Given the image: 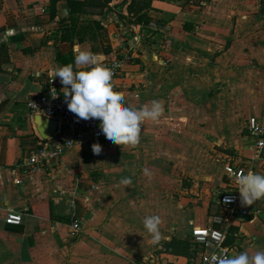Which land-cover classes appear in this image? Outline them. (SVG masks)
<instances>
[{
    "label": "crops",
    "instance_id": "crops-1",
    "mask_svg": "<svg viewBox=\"0 0 264 264\" xmlns=\"http://www.w3.org/2000/svg\"><path fill=\"white\" fill-rule=\"evenodd\" d=\"M130 1L83 11L69 0H0V264H187L189 255L166 245L188 239L193 226L216 224L198 193L167 197V181L153 180L156 168L164 173L159 166L167 163L184 173L183 159L199 158L201 142L211 157L209 145L222 147L225 179L229 162L249 168L247 121L264 120L262 0H154L143 23L129 14ZM74 46L102 63L122 59L113 90L133 108L159 101L162 115L143 122L134 145L104 139L97 155L79 144L58 163L20 171L16 181L10 168L50 127L38 123L27 100L48 87L51 69L74 62ZM145 167L148 179L135 178ZM253 171L264 174L261 165ZM124 177L129 185L120 183ZM217 182L223 190L238 185ZM142 189L156 193L140 198L134 191ZM239 204L261 212L231 225L230 256L264 250V198ZM9 212L21 213L19 225L6 223ZM148 215L160 218L156 242L143 227Z\"/></svg>",
    "mask_w": 264,
    "mask_h": 264
},
{
    "label": "built area",
    "instance_id": "built-area-1",
    "mask_svg": "<svg viewBox=\"0 0 264 264\" xmlns=\"http://www.w3.org/2000/svg\"><path fill=\"white\" fill-rule=\"evenodd\" d=\"M123 60L114 56L104 61L113 72L111 84L122 69ZM48 87L41 93L31 96L27 100V106L32 114L41 115L57 122L56 130L48 137H39L36 143L29 149L28 156L10 168V172L18 181L20 171L27 172L36 168L44 167L49 162H60L65 152L76 145L92 146L105 139L100 127L99 120L78 118L68 110L63 91L59 89L56 78L49 77ZM247 131L253 136L254 142L250 147L251 154L248 157V170L242 165L227 163L224 166L225 175L235 184L239 174L253 171V167L261 165L264 169V120L257 116L249 117ZM219 203L222 213L213 217L212 226H193L189 239L196 245L197 251L189 258L187 264H217L213 255L228 257L231 253V245L228 244L227 236L231 225L239 218H244L252 212L260 213L261 209L254 211L241 207L238 190H219ZM227 198V199H226ZM22 215L18 212H9L6 223L19 225ZM74 232H78L79 224H73Z\"/></svg>",
    "mask_w": 264,
    "mask_h": 264
},
{
    "label": "clouds",
    "instance_id": "clouds-1",
    "mask_svg": "<svg viewBox=\"0 0 264 264\" xmlns=\"http://www.w3.org/2000/svg\"><path fill=\"white\" fill-rule=\"evenodd\" d=\"M73 51L72 64L54 67L50 73L53 78L59 77L64 85L63 96L68 110L78 118L98 119L107 143L120 146L136 144L143 122L158 121L163 112V105L157 100H152L150 106L144 104L133 108L121 93L113 90V72L101 62L99 54L76 46ZM91 147L95 154H100L101 146L98 143ZM236 181L242 204L252 205L256 200L264 198V174L249 170L239 174ZM120 183L129 185L131 180L124 177ZM159 225L160 218L157 215L143 218V227L151 234L154 242L161 237ZM213 259L217 260V264H264V250H257L251 255L245 250L228 257L220 256L218 259L213 255Z\"/></svg>",
    "mask_w": 264,
    "mask_h": 264
},
{
    "label": "rangeland",
    "instance_id": "rangeland-1",
    "mask_svg": "<svg viewBox=\"0 0 264 264\" xmlns=\"http://www.w3.org/2000/svg\"><path fill=\"white\" fill-rule=\"evenodd\" d=\"M193 1V3H197L196 0ZM241 89L242 88L238 90V93L241 92ZM242 91L244 93V90ZM209 147V151L213 155L212 157L207 153L208 145L201 142L199 144V155H201L199 158L193 159L191 157H185L183 159L185 165L184 173H182L181 170H178L171 165L169 166L166 163V165L159 166L160 168H162V170L165 171L164 173H160V171H157L159 169L156 168L154 172L155 174L152 176L153 180L155 181H167V185H169L168 190L163 193H165L166 196L171 199H179L181 196L189 198L192 195L195 196V193H198L197 195L200 198L201 207L204 205L208 206V216L210 215L208 220L210 222L212 221V216L214 215V213L218 212L219 210L218 191L223 190V186H219L217 182L218 179L227 180V182L229 183H232V181L229 178L225 179L224 174L221 170L223 162L228 160L226 156H223L221 154V150H223L222 147L218 146L217 144L215 147H211V145H209ZM146 169L147 168L145 167L142 169L141 174L137 176L134 175L135 178H141V180L148 179L149 174L145 172ZM207 175H210V180L205 179ZM176 180L179 184H176ZM192 184H196L195 187H197L193 191L190 190L193 186ZM179 185L182 188H179ZM232 186L234 187V189H238V185L236 186L232 184ZM185 188H188V190H185ZM154 192L156 193V191L154 190L147 189L134 191V193L136 194H141L140 198H147L149 196H152L154 195ZM198 214H200L201 216L203 213L198 212Z\"/></svg>",
    "mask_w": 264,
    "mask_h": 264
},
{
    "label": "trees",
    "instance_id": "trees-1",
    "mask_svg": "<svg viewBox=\"0 0 264 264\" xmlns=\"http://www.w3.org/2000/svg\"><path fill=\"white\" fill-rule=\"evenodd\" d=\"M113 1L114 0H84L83 2H80L69 0V8L73 10L83 9V11H86L88 9L103 11L104 9H110V4ZM153 1L154 0H131L127 4L128 12L132 17H134V22H145L147 11L151 8ZM124 3H122V5H124ZM262 11H264V0H262ZM218 205L220 208V203ZM226 242L229 244L228 236ZM166 251L189 255L190 257H192L195 255L197 247L189 238L185 240L176 239L166 245Z\"/></svg>",
    "mask_w": 264,
    "mask_h": 264
},
{
    "label": "water",
    "instance_id": "water-1",
    "mask_svg": "<svg viewBox=\"0 0 264 264\" xmlns=\"http://www.w3.org/2000/svg\"><path fill=\"white\" fill-rule=\"evenodd\" d=\"M37 119H38V123L40 124L45 123V121H48L50 123V127L47 130L40 129V133L42 137L48 138L56 130L57 122L53 119H49L41 115H38Z\"/></svg>",
    "mask_w": 264,
    "mask_h": 264
}]
</instances>
